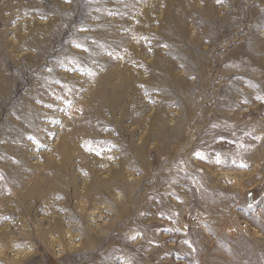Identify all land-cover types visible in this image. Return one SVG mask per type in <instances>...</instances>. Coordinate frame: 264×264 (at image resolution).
I'll use <instances>...</instances> for the list:
<instances>
[{
  "label": "rangeland",
  "instance_id": "1",
  "mask_svg": "<svg viewBox=\"0 0 264 264\" xmlns=\"http://www.w3.org/2000/svg\"><path fill=\"white\" fill-rule=\"evenodd\" d=\"M0 264H264V0H0Z\"/></svg>",
  "mask_w": 264,
  "mask_h": 264
},
{
  "label": "built area",
  "instance_id": "2",
  "mask_svg": "<svg viewBox=\"0 0 264 264\" xmlns=\"http://www.w3.org/2000/svg\"><path fill=\"white\" fill-rule=\"evenodd\" d=\"M8 228L12 232H18L23 227V221L17 215H10L7 220Z\"/></svg>",
  "mask_w": 264,
  "mask_h": 264
},
{
  "label": "snow or ice",
  "instance_id": "3",
  "mask_svg": "<svg viewBox=\"0 0 264 264\" xmlns=\"http://www.w3.org/2000/svg\"><path fill=\"white\" fill-rule=\"evenodd\" d=\"M197 155L199 156L200 154H199V153H197ZM201 158H203V157H201Z\"/></svg>",
  "mask_w": 264,
  "mask_h": 264
}]
</instances>
